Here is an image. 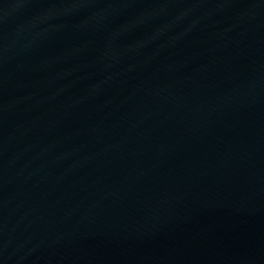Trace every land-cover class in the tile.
I'll return each mask as SVG.
<instances>
[{
  "label": "water",
  "instance_id": "water-1",
  "mask_svg": "<svg viewBox=\"0 0 264 264\" xmlns=\"http://www.w3.org/2000/svg\"><path fill=\"white\" fill-rule=\"evenodd\" d=\"M0 264H264V0H0Z\"/></svg>",
  "mask_w": 264,
  "mask_h": 264
}]
</instances>
